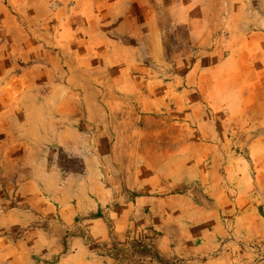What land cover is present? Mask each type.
Instances as JSON below:
<instances>
[{"label": "rangeland", "instance_id": "374dc122", "mask_svg": "<svg viewBox=\"0 0 264 264\" xmlns=\"http://www.w3.org/2000/svg\"><path fill=\"white\" fill-rule=\"evenodd\" d=\"M0 7L19 28L0 52V184L11 193L0 207L25 208L12 187L36 174V195L57 211H30L38 236L22 250L29 259L0 264H80L67 258L80 237L87 264H264V0H0ZM70 61L88 83H70ZM191 102L203 121L200 140L213 144L203 155L213 162L206 184L192 180L183 198L184 164L167 160L187 149L170 125ZM130 158L139 178L167 172L176 181L163 200L168 189L137 184L128 200L148 195L151 210L136 215L143 224L116 233L108 213L122 183L132 182L122 178ZM94 218L108 227L104 243L89 236ZM28 228L0 227V236L19 244ZM130 244L142 254L121 258Z\"/></svg>", "mask_w": 264, "mask_h": 264}, {"label": "crops", "instance_id": "0c3cea01", "mask_svg": "<svg viewBox=\"0 0 264 264\" xmlns=\"http://www.w3.org/2000/svg\"><path fill=\"white\" fill-rule=\"evenodd\" d=\"M3 16L4 17L0 16V36L4 37L2 40H0V52L6 51L8 47L10 48L13 43L12 40L14 38V33H19V28L12 21L11 15L4 12ZM74 43V41L70 40V50H73L71 44ZM154 43L157 47L156 39L154 40ZM32 45L35 44L33 43ZM54 66L55 68H58L57 64H54ZM79 67L80 66L75 65L74 62L70 61V83L72 84L80 81H85L86 83H88L85 77L82 79L76 77L75 74L77 73L81 76L83 75L82 71L84 69H80ZM184 100L188 102L191 99L186 97V99ZM195 109L196 111H194ZM35 111L39 112L37 109ZM184 111L185 112L182 114L183 120H174L172 121V124L170 126L173 129L177 130L173 132V135L176 138H181L185 145L184 147H186L187 149L185 152H182V154L179 150L174 151L173 148H177L179 144L178 142H176L175 145H172L171 148V152L174 151V155L167 160V163L170 162L171 164H184V174L182 175L180 180L184 188L182 192H180L179 197L187 198L188 192H190L188 186L192 185V180H197L199 183H197V185L200 188V184L204 186L206 184V181L211 177V175H208L209 171L208 168L205 167V165L209 163L212 164L213 157L211 156L210 159L208 157H205L202 151L205 148L212 150L213 144H209L200 140L203 131L199 127L200 122L203 121L201 120V115L196 113L198 111V104L195 102H191L184 107ZM195 119L197 120V124L194 123ZM195 125L197 127H195ZM193 149L196 150V153L191 154ZM125 169V176H123L122 178L124 179L125 177L127 181L132 182L131 184L125 182L122 183V186L126 185L127 187H124V189L122 190L121 201L110 208L108 213V216L112 220V228L116 233L122 232L130 224L136 225L134 222L143 224V222H140L138 219H136V215L140 216L142 213V215L145 217V212L151 210L150 202L152 197L148 195L138 196L131 201L128 200L127 196L129 195V191H133L137 184V187L144 185L146 186V184H149L150 181L153 180V184L156 185V188L158 190L161 189L159 192H164L166 189H168V192H166L167 195L161 197V199L163 200L172 197L170 193L172 187L174 186V182L176 181L175 179H172L173 176L169 175L171 173L154 171H152V173L150 172L146 177L140 176V180V178L138 177V169L133 166V161L131 158L126 163ZM205 175L208 176L205 177ZM36 179L37 175L34 174L32 175V178H26L24 182H19V184H16V186L14 185V187H12L14 200H18L17 203H25V208L21 209L9 206L7 210H3L4 207H0V227L19 226L22 228H26L30 226V228L24 231L23 234L18 238L17 241L19 242V244L11 241L10 238H8L10 236L7 234H3V236H0V260H3L4 263L6 260L10 261L12 260L11 258L15 259L18 256L20 262H25L27 259H29L27 253H23L22 250L25 248V246L31 244L29 241L30 235H34L36 237L38 236V232L36 230L37 228H33V225H31L33 219L32 217H29L31 216L30 211L40 212L42 215L44 214L47 217H52L57 213L55 205L51 203H44L36 195ZM4 186L5 190L3 189L4 187H2V185L0 184V191L2 192V197H0V206L4 205L5 202L8 201V198L10 197L9 195H11L8 187L6 185ZM209 190H211V188H209ZM148 191L152 192L151 190ZM205 192L208 193L207 191ZM210 194L213 195L212 190ZM6 195H8V198L6 197ZM75 195L77 194L72 188H70V202L74 200ZM87 224L89 236L94 242L104 243L109 239L110 233L108 227L101 218H94L92 220H89ZM70 245V254L67 256V258H70V262L77 261L80 264H87V245L84 241V238H73Z\"/></svg>", "mask_w": 264, "mask_h": 264}, {"label": "trees", "instance_id": "16d2710c", "mask_svg": "<svg viewBox=\"0 0 264 264\" xmlns=\"http://www.w3.org/2000/svg\"><path fill=\"white\" fill-rule=\"evenodd\" d=\"M142 254V251L137 249V246H135L134 244H130V250L129 253L128 252H122L121 258H123L126 255H138L140 256ZM149 257L152 258V256L150 255Z\"/></svg>", "mask_w": 264, "mask_h": 264}]
</instances>
